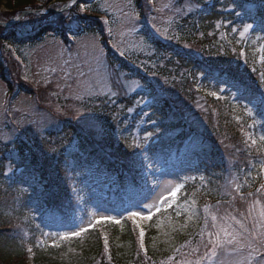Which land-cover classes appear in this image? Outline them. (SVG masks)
Returning <instances> with one entry per match:
<instances>
[{
    "label": "trees",
    "instance_id": "16d2710c",
    "mask_svg": "<svg viewBox=\"0 0 264 264\" xmlns=\"http://www.w3.org/2000/svg\"><path fill=\"white\" fill-rule=\"evenodd\" d=\"M47 1L58 5L64 0ZM198 4L209 10L203 16L204 39L195 38L194 44H187L188 48H194L193 52L187 54L177 48L169 51L161 42H150L170 60L166 63L165 58L161 67L164 70L156 73L157 78L171 79L166 89L159 88V79L147 81L139 71L126 73L138 81L142 90L133 95L120 90L117 93L120 100L115 105L112 103L109 116L104 119L105 122L112 120V130L118 127V140L111 130L106 137L97 139L89 131L83 134L75 126H67L60 139L69 137L71 141L58 142L53 149L48 141L47 158L30 139L14 141L15 155L9 151L12 145H2L0 264H177L197 257L209 235L211 239L216 236L215 230L221 223L243 221L256 206L264 209V142L250 140L258 125L247 115L240 116L227 99L207 98L190 83V78L195 83L197 78H202L206 87L210 81L224 80L239 87L243 96L257 95L255 120L264 131V87L260 82L264 75V56L258 60L257 45L243 50L235 44L232 47L237 48L214 46L209 41L216 34L209 37L207 33L219 18L238 24L259 21L261 28L257 35L264 40V0H199ZM42 6L44 0H0V7L7 11L1 14L0 20L7 22L15 14L42 10ZM39 17L29 16L27 20L38 22ZM50 17L57 20L55 31L63 41L68 24L88 18L81 15L79 4L62 15L54 13ZM83 27L81 23L77 25L79 30ZM31 32L22 33L13 26L0 28V54L10 63L12 46L37 42L48 30L39 26ZM110 60L113 67L128 71L122 62ZM14 68L18 70L17 65ZM2 72L0 67V75ZM129 109H132L131 115L127 112ZM181 155L195 158L203 170V179L185 184L183 193L171 207L152 216L142 230V237L136 224L124 221L119 226L98 225L57 246H38L40 228L35 220L53 227L63 223L72 225L76 216L84 212L75 190L85 168L95 167L115 174L122 187L109 194L114 196L111 206L125 210L143 193L145 157L158 158L163 165L174 166ZM227 170L253 172L255 177L251 178L250 187L239 193L225 182ZM23 176H36L41 188L20 190ZM32 210L37 215H30Z\"/></svg>",
    "mask_w": 264,
    "mask_h": 264
},
{
    "label": "rangeland",
    "instance_id": "374dc122",
    "mask_svg": "<svg viewBox=\"0 0 264 264\" xmlns=\"http://www.w3.org/2000/svg\"><path fill=\"white\" fill-rule=\"evenodd\" d=\"M198 2L199 0H76L73 4V0H64L57 5L56 2L44 0L38 22L29 21L27 17L17 21L21 13L15 14L7 22L0 20V23H7L0 28L9 29L13 26L20 28L22 33H32L31 31L39 26L48 30L37 42L12 46L9 52L13 61L10 63L5 55L0 54V67L3 69V74L0 75V148L7 143L13 129L23 126H26L25 129L16 139H30L31 144L44 154L50 144L53 149V145L58 142L64 144L71 141L69 137L60 139L67 126H75L83 134L89 131L97 139L106 137L111 130L118 140L120 131L115 126L112 130V120L105 122L104 119L109 116L108 111L112 105L120 100L119 94L117 97L120 90L128 95L142 90L138 81L126 76V73L130 70L145 71L149 77H145V80L152 79L156 82L159 79V88L166 89L167 84H171V79L156 76L158 71L164 70L161 67L164 66L166 55L150 42H161L168 46L169 51L178 47L187 54L189 51L193 52L194 48H185L184 45L192 42L194 44L195 38L204 39L198 29L202 30L206 24L202 17L207 9L202 8ZM69 3L70 7L67 6L66 10L58 12V15L80 4L81 15L88 18L84 22L75 19L70 24L67 23L63 32L66 40L63 41L55 31L57 20L50 16ZM5 12L6 9L0 7V17ZM227 12L228 10L224 11ZM199 13L202 14L200 20L199 17L195 18ZM11 22L14 23L11 25ZM233 22L234 24L230 25L226 20L221 21V18L213 22V29L209 26L211 30L207 33L209 37L214 34L218 36L209 42L214 46H224L230 37H223L220 29H225L228 25L229 31L237 37L238 45L258 42L260 37L257 32L254 33L261 28L259 21L255 24L239 25ZM80 23L84 26L81 30L77 29ZM209 42H206V45ZM258 53L261 54H258L259 60L264 56V42L258 47ZM112 58L122 62L128 71L124 72L119 67L110 65ZM165 61L168 63L170 60L166 58ZM15 65H19L21 69L17 70ZM260 82L264 87V75ZM195 89L204 88L201 84L196 85ZM204 91L214 99L227 98L234 105L233 108L240 112V116L247 115L249 120L259 126L254 113L256 105L259 104L258 96H243L239 87L224 81L212 82ZM143 103L146 104V101ZM77 108L80 109L79 113L76 112ZM127 112L131 115L132 109ZM258 126L251 141L264 142V131ZM31 127L38 132L47 129V132L34 137L31 135ZM51 134L53 138L50 137ZM47 157L49 154L44 155V158ZM148 165L150 169L144 176L145 193L139 200L135 199L127 213L111 206L114 196L109 197V194L122 187L121 183H117L115 174L95 167L85 168V174H80L81 181L75 190L84 212L75 218L72 225L63 223L60 227L41 225L42 223L35 220L40 228L37 244L57 246L104 223L119 226L124 221H130L143 228L157 211L168 209L174 204L183 193L185 184L195 180L201 181L204 176L194 158L183 160L178 169L166 167L158 159L151 160ZM5 172L8 173V168ZM225 182L241 193L243 189L250 187L252 180L243 172L227 170ZM19 187L20 190L26 191L31 187L40 189L41 184L36 176H23ZM133 212L136 213L134 217L131 215ZM262 212L264 209L256 206L254 212L247 213V218L238 221L239 223H221L219 229L215 230L216 236L211 239L209 235L197 257L186 258L177 264H220L221 260L225 261V264H236L237 261L239 264H258L264 259V255L255 254L251 260H247L245 258L251 250L244 247L236 252L235 243L221 244L216 248V256L211 259L206 253L212 251L213 244L210 241H215L217 234L221 241L231 239L230 234L225 236L224 232L220 231L222 225H231V228L227 229L229 233L232 230L240 232V243L244 244V237L247 236L254 242V246H258L261 234L264 233ZM30 215H37L36 211L32 210ZM241 223L246 231L240 228ZM191 259H194V262Z\"/></svg>",
    "mask_w": 264,
    "mask_h": 264
},
{
    "label": "snow or ice",
    "instance_id": "6c2138e0",
    "mask_svg": "<svg viewBox=\"0 0 264 264\" xmlns=\"http://www.w3.org/2000/svg\"><path fill=\"white\" fill-rule=\"evenodd\" d=\"M157 31H159V29H157ZM160 34L164 35V33H160ZM166 38H170V37H166ZM184 47L187 48L189 46L188 45H184ZM113 95H115V93H113ZM57 111H59V109H57ZM130 111H131V109H130ZM76 112L79 113L80 109L77 108ZM25 127L26 126L20 127L18 129H13L11 134H10V137L7 140V143L5 144V146H7L8 144L12 145V147L10 148L9 151L13 155H15V147H16L14 141L20 135V133L25 129ZM31 129H32L31 135L34 136V137H37L38 135L42 136L43 134H45L47 132L46 131L47 129H45L44 132H38L36 129H34L32 127H31ZM205 211L207 212V209H205ZM131 215L134 217L136 215V213L133 212ZM261 217L264 218V212L261 213ZM145 218H147V217H145ZM212 219H213V221H215L216 217L213 216ZM237 223H239V222L237 221ZM215 226L216 225L214 224V227ZM229 228H231V225H222V226H220V231L224 232L225 236H228L230 234L231 235V239H226L224 241H221L220 238H219V235L217 234L216 240L215 241H210V243L213 244V249H212V251L210 253H206V256H208L209 259H211V257L216 256V254H217L216 253V248L218 246H220L221 244H225V243L227 244L228 241H232L233 243H235L236 244V248L241 246V244H242V243H240V235H241V233L236 231V230H232L231 233H229L228 230H227ZM240 228L246 231V229L244 228V225L242 223L240 224ZM79 234L80 233H76V235H79ZM142 236H143V232H141V237ZM244 240H245V243L242 244V245H243V247H248L251 250L250 254H249L250 257L252 255H255L259 249L264 248V233L261 234L258 246H254V242L250 241L249 237H247V236L244 237ZM259 254L264 255V252L260 251ZM262 260H264V259H262ZM220 264H225V261L221 260Z\"/></svg>",
    "mask_w": 264,
    "mask_h": 264
},
{
    "label": "clouds",
    "instance_id": "9594fccd",
    "mask_svg": "<svg viewBox=\"0 0 264 264\" xmlns=\"http://www.w3.org/2000/svg\"><path fill=\"white\" fill-rule=\"evenodd\" d=\"M227 244H233V242L232 241H228V243ZM242 248H244L243 247V245L241 244V246L240 247H237L236 249H235V251L236 252H239L240 251V249H242ZM260 251H264V248H261V249H259L258 251H257V255L260 253ZM253 257L251 256H248V257H246L245 259H247V260H251ZM236 264H239V261H237L236 262ZM258 264H264V260H260L259 262H258Z\"/></svg>",
    "mask_w": 264,
    "mask_h": 264
},
{
    "label": "water",
    "instance_id": "95a60500",
    "mask_svg": "<svg viewBox=\"0 0 264 264\" xmlns=\"http://www.w3.org/2000/svg\"><path fill=\"white\" fill-rule=\"evenodd\" d=\"M74 2H76V0H73V3ZM70 6V3L69 4H66L62 9H61V11L62 10H64L67 6ZM35 12H23L16 20L18 21V20H20V19H22L23 17H25V16H28V15H32V14H34ZM14 22H11V23H9V24H13ZM7 24H3V23H0V26H6Z\"/></svg>",
    "mask_w": 264,
    "mask_h": 264
}]
</instances>
